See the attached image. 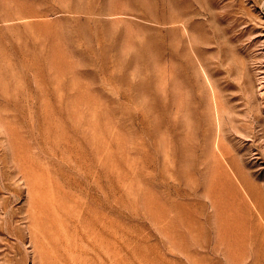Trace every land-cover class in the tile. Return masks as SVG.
Returning <instances> with one entry per match:
<instances>
[{"label":"rangeland","instance_id":"obj_1","mask_svg":"<svg viewBox=\"0 0 264 264\" xmlns=\"http://www.w3.org/2000/svg\"><path fill=\"white\" fill-rule=\"evenodd\" d=\"M0 264H264V0H0Z\"/></svg>","mask_w":264,"mask_h":264},{"label":"bare ground","instance_id":"obj_2","mask_svg":"<svg viewBox=\"0 0 264 264\" xmlns=\"http://www.w3.org/2000/svg\"><path fill=\"white\" fill-rule=\"evenodd\" d=\"M222 157H223V155H222ZM226 157V156H225ZM232 158V157H231ZM228 159V158H227ZM230 159V158H229ZM231 161H232V159H231ZM230 162V161H229ZM233 164V163H232ZM235 171V170H234ZM237 172V171H236ZM242 177V176H241ZM243 181V180H242ZM243 185H245V184H243Z\"/></svg>","mask_w":264,"mask_h":264}]
</instances>
